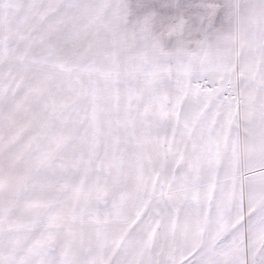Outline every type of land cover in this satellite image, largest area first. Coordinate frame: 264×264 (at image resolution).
Returning a JSON list of instances; mask_svg holds the SVG:
<instances>
[{
    "label": "snow or ice",
    "instance_id": "snow-or-ice-1",
    "mask_svg": "<svg viewBox=\"0 0 264 264\" xmlns=\"http://www.w3.org/2000/svg\"><path fill=\"white\" fill-rule=\"evenodd\" d=\"M0 264H264V0H0Z\"/></svg>",
    "mask_w": 264,
    "mask_h": 264
}]
</instances>
